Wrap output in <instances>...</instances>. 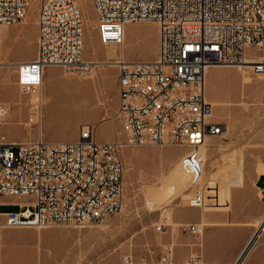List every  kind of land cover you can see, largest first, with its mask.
<instances>
[{"label":"built area","instance_id":"2783aa9c","mask_svg":"<svg viewBox=\"0 0 264 264\" xmlns=\"http://www.w3.org/2000/svg\"><path fill=\"white\" fill-rule=\"evenodd\" d=\"M33 1L0 0V28L23 21ZM91 1L103 45L122 44L128 24L153 22L157 56L116 63L115 117L121 140L99 142L96 126L89 124L79 127L74 141L0 138V207L3 198L16 200L8 204L17 206L14 212L0 210V235L50 225L84 227L118 214L124 198L122 152L146 145L183 149L180 164L193 187L188 206L202 208L204 194L196 187L203 167L200 147L225 131L206 99V71L218 65H251L264 73V0ZM100 28H108V35L99 36ZM48 67L82 79L94 73L95 63L83 58V15L77 0L39 2L35 56L16 68L17 86L29 95V122L41 118L40 93ZM255 185L264 205V178L259 176ZM178 230L201 233L198 225H179ZM161 248L166 264H177L174 244ZM121 264L135 262L125 255ZM183 264H200L199 256L191 255Z\"/></svg>","mask_w":264,"mask_h":264},{"label":"rangeland","instance_id":"374dc122","mask_svg":"<svg viewBox=\"0 0 264 264\" xmlns=\"http://www.w3.org/2000/svg\"><path fill=\"white\" fill-rule=\"evenodd\" d=\"M39 2L34 0L23 21L10 26L0 39V62L7 64L0 67L1 108L7 110L6 115L0 116V138L13 142L38 138L45 142L74 141L79 127L89 124L97 128V141L121 140L120 124L115 117L118 100L116 85H112V75L117 76L114 67H105L102 85L82 83L89 78L66 75L59 67L55 69L66 81L62 85H45L44 73L41 120L29 122V95L18 88L16 69L10 65L19 58L29 61L35 56ZM77 2L83 15V58L96 62L113 60L115 55L108 56L109 48L100 44L92 1ZM123 47L124 59L128 62L154 60L158 53L156 24L126 25ZM218 66L206 73L205 93L209 101L223 105L214 106L213 114L225 125L226 131L201 147L205 157L202 176L205 203L198 209L205 211L207 205L229 214L233 192L236 189L249 192L260 175L258 166H264V74L252 75L236 67ZM55 69L47 68L45 72L53 77ZM242 72H245L244 78ZM183 152L182 148L170 145L125 148L122 152L124 198L121 212L84 228L50 225L3 230L0 264H121L125 255H131L135 264L155 263L141 256L142 249L153 247L152 237L159 245L157 229L163 222L168 224L160 211L176 207V204L189 207L188 193L178 195L168 204L167 200L173 199L176 193L166 191L164 184L159 189L149 188L157 185L160 176L169 177L170 181L182 173L177 160ZM186 181L184 177L176 188L183 187ZM163 193L165 196L154 203V197ZM247 196L249 199V193ZM9 202L8 198L2 199V213L17 210V206H10ZM146 202L155 205V209L150 211ZM108 222L110 226L106 227ZM173 227L165 226L163 232H176ZM262 241L264 236L255 246Z\"/></svg>","mask_w":264,"mask_h":264},{"label":"crops","instance_id":"0c3cea01","mask_svg":"<svg viewBox=\"0 0 264 264\" xmlns=\"http://www.w3.org/2000/svg\"><path fill=\"white\" fill-rule=\"evenodd\" d=\"M9 29V27L4 28L2 34ZM20 62H24V59L19 58L14 63ZM48 68L55 69V67ZM104 70L105 67L97 69L89 81L82 83L102 85ZM45 71V85H62L66 81L60 76L58 70L53 77H50V74L48 75ZM112 77V85H117V76L112 75ZM77 137L78 134L75 139ZM111 140L113 138L107 142ZM11 202H16V200L13 199ZM177 205L160 211L161 216L168 223L163 222V224L170 227L174 226L172 230H176V232L159 231V245L153 241L154 238L152 237L153 247L142 249L141 256H146L153 262L158 261L164 256L161 255L162 244L172 242L174 244L173 258L177 264H183L194 254L199 256L200 264H236L239 260L240 264H264V241L255 246L259 239L264 236V229L253 245L254 247L251 246L246 251V247L253 238L259 223L264 219V205L259 200L258 189L255 184L249 192L246 189H236L233 192L232 211L229 214L226 211L208 208L207 205H205V211L193 207H177ZM154 209L153 207L149 210L153 211ZM110 223L108 222L106 227H109ZM179 225H199L201 233L195 235L190 232H181L177 228ZM112 262H114L113 259Z\"/></svg>","mask_w":264,"mask_h":264},{"label":"bare ground","instance_id":"6f19581e","mask_svg":"<svg viewBox=\"0 0 264 264\" xmlns=\"http://www.w3.org/2000/svg\"><path fill=\"white\" fill-rule=\"evenodd\" d=\"M36 24H37V21H36ZM13 26V25H12ZM6 27H10V26H2L1 28H0V39H1V37H2V30L4 29V28H6ZM124 33H125V29H124ZM106 35H108V28H100L99 29V36H106ZM99 38V37H98ZM99 41H100V39H99ZM123 43H124V39H123V42H122V44H120V45H114V44H107V45H103L101 42H100V44L102 45V46H104V47H107V48H109V51L107 52V55L109 56V55H115V58L113 59V60H108V58H107V60H105V61H101V62H96L95 60H91L93 63H95V69H94V73L90 76V77H88V78H91V77H93L94 75H95V73H96V71H97V69H99V68H102V67H114V68H116V63H117V61L118 60H120V59H122V61H125L126 62V60L124 59V47H123ZM118 49V51L116 52V50ZM256 59H258V57H255V58H253V60H256ZM21 63V62H20ZM19 65V63H15V64H13V65H10L12 68H14V69H16L17 68V66ZM4 66H7V64H5L4 62H0V67H4ZM214 67H219V66H214ZM226 67H236L237 69H239L240 71H243V70H246L247 72H248V74H252V75H263L264 73H258V72H255L254 70H253V67L251 66V65H247V66H226ZM210 68H212V67H210ZM210 68H208V69H210ZM208 69H207V71H208ZM207 71H206V73H207ZM243 73V78L245 77V72H242ZM85 79V78H84ZM205 79H206V81H207V77H206V75H205ZM206 81H205V85H206ZM64 86H75V85H64ZM41 89H42V86H41ZM41 93H42V91H41ZM41 93H40V96H41ZM205 95H206V93H205ZM207 99V98H206ZM207 101H209L208 99H207ZM41 103H42V98H41ZM209 103H210V101H209ZM211 106H212V116H213V118H214V114H213V109H214V106H220V107H222L223 105L219 102V103H215V102H212L211 101ZM3 104H2V102H1V100H0V116H4V115H6L7 114V110L6 109H4V108H1V106H2ZM216 119V118H215ZM39 120H41V119H39ZM2 123V121H1V119H0V124ZM34 123H35V121H34ZM225 131H226V127H225ZM224 131V132H225ZM212 138H207V140H206V142L201 146V147H203V146H205L208 142H209V140H211ZM201 147H200V153H201V155H202V158H203V164H202V173H201V176H200V179H199V181L197 182V186L196 187H198V189H200L202 192H203V185H202V176H203V169H204V164H205V157H204V155L202 154V152H201ZM184 154V152L180 155V157L182 156ZM180 157L178 158V160H177V164H178V166H179V168H180V170H181V174L177 177V178H175V179H170V181H169V177L168 178H166V179H164L162 176H160L159 177V179H158V182H157V185L156 186H154V187H152V188H149V189H152V190H154V189H159V187L161 186V185H166L167 186V189H166V191H172L173 193H176V196L173 198V199H168L167 201H168V204H170V203H172L173 201H174V199L175 198H177L178 197V195H181L182 193H188L187 194V199L189 200V198L191 197V191L193 192V187H190L189 186V177H188V175L185 173V171L183 170V168H182V166H181V164H180ZM257 172H258V174H263L262 176H261V178H264V166L263 165H259L258 166V168H257ZM260 176V175H259ZM258 176V177H259ZM184 177H187V181H186V183H185V185H183V187L181 186L179 189H177L176 187L181 183V180L184 178ZM168 181V182H167ZM191 188H192V190H191ZM163 196H165V193H163V194H160V195H158V196H156V197H154V203H157V202H159V200H161V197H163ZM153 202V201H152ZM153 204H149V203H146V207L148 208V209H153ZM167 215V214H166ZM87 226V225H86ZM86 226H84V227H86ZM84 227H78V228H84ZM178 228V227H177ZM198 228H199V231H200V226L198 225ZM263 229H264V219L261 221V223H259V225H258V227H257V229H256V231H255V234H254V236H253V238L251 239V241H250V243H249V245H248V247H247V250H249L250 249V247L251 246H253L255 243H256V241L258 240V238H259V236H260V234H261V232L263 231ZM246 250V251H247ZM245 251V252H246ZM157 263H159V264H166V256L164 255V256H162L158 261H157ZM236 264H240V260L236 263Z\"/></svg>","mask_w":264,"mask_h":264}]
</instances>
